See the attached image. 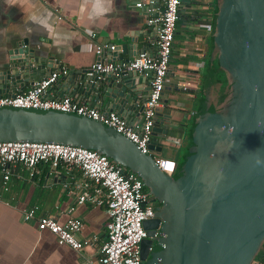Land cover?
I'll return each mask as SVG.
<instances>
[{
	"label": "water",
	"instance_id": "obj_1",
	"mask_svg": "<svg viewBox=\"0 0 264 264\" xmlns=\"http://www.w3.org/2000/svg\"><path fill=\"white\" fill-rule=\"evenodd\" d=\"M199 4L201 0L182 2L179 18ZM212 23L203 100L192 112L191 142L172 176L154 159V152L169 143L172 113L157 110L150 153H143L99 120L53 109L0 106V141L84 146L142 179L157 203L155 216L143 222L151 246L149 256L141 257L145 264H253L264 246V0H215ZM107 45L101 59H118L119 65L130 60L116 58L119 46ZM52 59L28 38L15 41L0 64V94L48 76ZM176 72V67L167 69L165 104L169 94L181 90ZM86 73L73 72L79 76L71 95L107 98L106 109L125 118L142 101L136 84L143 73L122 67L102 80Z\"/></svg>",
	"mask_w": 264,
	"mask_h": 264
},
{
	"label": "crops",
	"instance_id": "obj_2",
	"mask_svg": "<svg viewBox=\"0 0 264 264\" xmlns=\"http://www.w3.org/2000/svg\"><path fill=\"white\" fill-rule=\"evenodd\" d=\"M136 1L0 0V64L8 58V51L15 46V41L28 38L30 45H38L45 56H52V70L60 66L68 68L67 73L60 75L45 91V96H69L100 111L111 112L105 107L107 98L94 99L93 95L88 97L84 93L81 97L71 95L79 76H73V72L87 69L97 60L96 42L119 46L116 58L124 61L143 50L155 53L156 35L146 24L147 8H137ZM192 7L196 9H187L178 18L169 64V67L177 68L176 78L181 90L169 94L167 104L161 100L159 108L173 115V129L167 143L170 149H180L188 144L192 112L201 105L204 76L210 68L215 0H201V4ZM92 32L96 34L95 38L89 36ZM113 62L119 65L118 59ZM138 75L140 80L136 89L142 101L135 110L127 111L129 117H123L131 125L140 123V107L150 90L149 76ZM30 84L18 86L10 94L24 91ZM60 92L65 95L60 96ZM156 157L176 158L171 152ZM16 168L0 201V264H98L97 252L106 238L109 217L104 205L76 204L82 176L77 175L75 169L72 173L65 167L57 170L50 167L41 182L40 175L31 179L27 170ZM40 170L37 169L38 174ZM33 205L39 206V214L56 216L59 221H65L69 216L81 219L83 226L78 237L96 236L97 240L80 251L60 245L55 235L37 229L36 220H23L22 210ZM71 205L75 209L68 213Z\"/></svg>",
	"mask_w": 264,
	"mask_h": 264
},
{
	"label": "built area",
	"instance_id": "obj_3",
	"mask_svg": "<svg viewBox=\"0 0 264 264\" xmlns=\"http://www.w3.org/2000/svg\"><path fill=\"white\" fill-rule=\"evenodd\" d=\"M180 4L181 0L136 1L137 8H147L146 24L156 35L154 54L143 50L137 52L127 63L118 65L112 60L100 58L108 43L94 44L99 59L87 68L86 74L89 77L102 80L107 73L122 67L149 76L150 90L143 102L139 124L131 125L115 111L103 112L69 96H45V91L59 76L67 73L68 68L65 66L57 67L48 76L32 82L24 91L11 95L0 94V106L53 109L99 120L135 143L143 153H150L148 146L152 139L156 112L162 106V92L171 60ZM89 36L95 38L96 34L92 32ZM114 47L109 45L111 49ZM154 159L163 172L174 175L177 169L174 159ZM45 162H50L52 168L63 164L67 172L74 169L81 172V191L76 195V204L87 202L93 206L105 205L109 217L107 235L99 246L96 262L141 264L140 243L148 233L143 222L155 216L157 203L152 200L149 190L135 172L112 161L103 153L60 142L0 141V201L2 192L9 188V179L14 168L19 165L32 175L37 171L36 165ZM74 209L75 206L71 205L67 212L71 213ZM39 210L38 205L23 209V220H36L37 229L55 235L60 245L80 251L97 240L96 236L84 239L78 237L83 226L81 219L69 216L65 221H59L56 216L39 214ZM159 232L158 228L155 235ZM253 264H264V256L256 259Z\"/></svg>",
	"mask_w": 264,
	"mask_h": 264
},
{
	"label": "trees",
	"instance_id": "obj_4",
	"mask_svg": "<svg viewBox=\"0 0 264 264\" xmlns=\"http://www.w3.org/2000/svg\"><path fill=\"white\" fill-rule=\"evenodd\" d=\"M213 69H214V71L216 72V74H217V76H218V78L219 79H221L222 81H223V84L225 85L226 84V81H225V79H224V76H222L223 75V72L222 71H219L218 69H217V64L214 62V67H213ZM222 74V75H221ZM205 78H206V75L204 76V80H205ZM188 136H189V139H188V144L191 142V128H190V130H189V133H188ZM186 153V152H185ZM183 160V159H182ZM182 160H179V161H176V163H177V167H178V165L182 162ZM42 164H45L44 166H42ZM20 166L18 165V168H19ZM51 166H50V162H45V163H39V164H37L36 165V169H39L40 170V168H41V170H40V173L38 174V172L36 171V172H34L32 175H30V177H31V179H36L37 177H38V175H40V181L41 182H43V176H44V174H46L47 173V170L50 168ZM60 168H64V165L63 164H59L57 167H55V169L57 170V169H60ZM17 169V168H16ZM15 169V170H16ZM14 170V171H15ZM24 170V169H23ZM14 171H12V173L14 172ZM75 171H76V174L77 175H81V172L78 170V169H75ZM74 171L72 170V173H73ZM11 173V175H13ZM105 206V205H104ZM262 256H264V246H263V248L260 250V252H259V254H258V256L256 257V259H258V258H260V257H262Z\"/></svg>",
	"mask_w": 264,
	"mask_h": 264
},
{
	"label": "rangeland",
	"instance_id": "obj_5",
	"mask_svg": "<svg viewBox=\"0 0 264 264\" xmlns=\"http://www.w3.org/2000/svg\"><path fill=\"white\" fill-rule=\"evenodd\" d=\"M222 76H224V74ZM191 126H192V123H190V127L188 128V132H189ZM188 145L189 144L186 143L185 145L181 146L180 149H174V148L173 149H170L168 147V145L165 144L163 146L161 152H159V153L158 152H154V156L156 157V156H158L160 154H162V155H168V152H171V153H173V157H176L174 160L175 161H179V160H182L183 159V156H184V154H185V152L187 150Z\"/></svg>",
	"mask_w": 264,
	"mask_h": 264
},
{
	"label": "flooded vegetation",
	"instance_id": "obj_6",
	"mask_svg": "<svg viewBox=\"0 0 264 264\" xmlns=\"http://www.w3.org/2000/svg\"><path fill=\"white\" fill-rule=\"evenodd\" d=\"M184 0H182V2H183ZM181 2V3H182ZM145 240H149V237L148 236H146L145 238H143V240L141 241V243H140V248H142V246H143V248H142V252H141V257H148L149 256V254H147V252H149V250L151 249V246H148V242L147 241H145ZM155 240L153 239V241H152V246L155 244ZM142 260V259H141ZM141 264H145V261L144 260H142V263Z\"/></svg>",
	"mask_w": 264,
	"mask_h": 264
},
{
	"label": "clouds",
	"instance_id": "obj_7",
	"mask_svg": "<svg viewBox=\"0 0 264 264\" xmlns=\"http://www.w3.org/2000/svg\"><path fill=\"white\" fill-rule=\"evenodd\" d=\"M259 163V161H257Z\"/></svg>",
	"mask_w": 264,
	"mask_h": 264
}]
</instances>
